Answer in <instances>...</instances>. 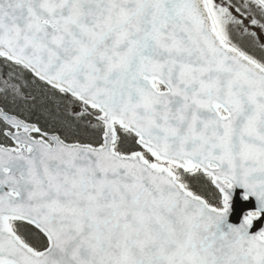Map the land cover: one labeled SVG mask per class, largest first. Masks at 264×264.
<instances>
[{
  "label": "snow or ice",
  "instance_id": "snow-or-ice-1",
  "mask_svg": "<svg viewBox=\"0 0 264 264\" xmlns=\"http://www.w3.org/2000/svg\"><path fill=\"white\" fill-rule=\"evenodd\" d=\"M0 264H264V0H0Z\"/></svg>",
  "mask_w": 264,
  "mask_h": 264
},
{
  "label": "water",
  "instance_id": "water-1",
  "mask_svg": "<svg viewBox=\"0 0 264 264\" xmlns=\"http://www.w3.org/2000/svg\"><path fill=\"white\" fill-rule=\"evenodd\" d=\"M253 207L255 206V204H254V202H253V205H252ZM255 230V229H254Z\"/></svg>",
  "mask_w": 264,
  "mask_h": 264
}]
</instances>
